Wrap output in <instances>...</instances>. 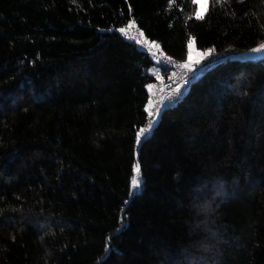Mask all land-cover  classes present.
Segmentation results:
<instances>
[{"label": "trees", "instance_id": "trees-1", "mask_svg": "<svg viewBox=\"0 0 264 264\" xmlns=\"http://www.w3.org/2000/svg\"><path fill=\"white\" fill-rule=\"evenodd\" d=\"M195 9L0 0V264H264V56L205 68L137 141L157 63L120 27L179 62L264 44V0Z\"/></svg>", "mask_w": 264, "mask_h": 264}, {"label": "built area", "instance_id": "built-area-1", "mask_svg": "<svg viewBox=\"0 0 264 264\" xmlns=\"http://www.w3.org/2000/svg\"><path fill=\"white\" fill-rule=\"evenodd\" d=\"M119 29H124V31L121 32ZM119 29L118 31L123 37L131 41L138 50L144 52L157 63V67L151 72L154 79V97L147 109V118L143 125L145 131L141 132V137L143 138L151 132L164 110L180 102L189 91L192 84L201 76L205 68L201 69L196 78L189 82V77L192 72L200 67L196 61L179 62L168 57L159 50L156 44L148 41L142 30L134 21H132V24L128 22V24ZM208 56L215 57L207 66L210 67L218 61H222L229 57H237L239 54L228 50ZM208 56H206L201 63L207 61ZM169 100H171V103H168Z\"/></svg>", "mask_w": 264, "mask_h": 264}, {"label": "snow or ice", "instance_id": "snow-or-ice-1", "mask_svg": "<svg viewBox=\"0 0 264 264\" xmlns=\"http://www.w3.org/2000/svg\"><path fill=\"white\" fill-rule=\"evenodd\" d=\"M193 2L194 3H198L199 0H193ZM207 2H208V0H203V3L205 5H207ZM200 18H201V13L198 10L197 11V19H200ZM129 24H132V21H129ZM119 31L123 32L124 29H119ZM153 43H155V42H153ZM188 49H189V60H192L193 59L194 49H193L191 40H189ZM209 51H211V50H209ZM253 51L255 52L257 50L253 49ZM207 55H208L207 53H197L196 54V63L199 64L200 67H198L195 71L192 72L191 76L189 77V82H191V80L195 79L197 74L200 72V70L203 69V68H206L208 66V64L211 63L212 59L215 58V57H212V56H208L207 61H205L204 63H201V61L204 59V56H207ZM168 103H171V100H169ZM164 106H167V105H164ZM144 131H145L144 129H141V132H144ZM140 139H141V133L138 132L137 133V141H139ZM133 183L134 184H138L139 182L134 179Z\"/></svg>", "mask_w": 264, "mask_h": 264}, {"label": "rangeland", "instance_id": "rangeland-1", "mask_svg": "<svg viewBox=\"0 0 264 264\" xmlns=\"http://www.w3.org/2000/svg\"><path fill=\"white\" fill-rule=\"evenodd\" d=\"M195 5H196V9H195V12H194V16L197 17V11L199 10L200 13H201V18L204 17L205 14L207 13V10H208L209 0L207 2V5H205L203 3V0H199V2L195 3ZM191 41H192V46H193V49H194L193 59L189 60V49H188V61H196V54L199 53V51L196 49L195 41L193 39H191ZM256 50L257 51H255V52L251 51V52H246V53L239 54V56H242V57H251V56H253L254 58H259V57L264 56V44H262ZM149 105H150V103L147 105V108L149 107Z\"/></svg>", "mask_w": 264, "mask_h": 264}]
</instances>
